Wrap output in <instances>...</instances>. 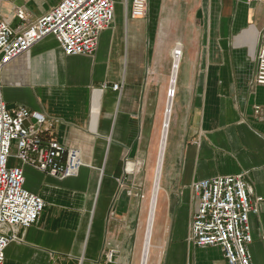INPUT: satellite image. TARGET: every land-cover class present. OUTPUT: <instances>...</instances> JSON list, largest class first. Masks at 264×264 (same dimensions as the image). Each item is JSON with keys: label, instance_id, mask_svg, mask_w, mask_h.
I'll use <instances>...</instances> for the list:
<instances>
[{"label": "crops", "instance_id": "crops-1", "mask_svg": "<svg viewBox=\"0 0 264 264\" xmlns=\"http://www.w3.org/2000/svg\"><path fill=\"white\" fill-rule=\"evenodd\" d=\"M60 1L0 2V21L18 25L17 7L35 21ZM113 2V25L92 56L68 57L48 37L3 72L8 109L45 115V138L79 150L83 163L77 177L60 179L24 166L13 146L9 166L23 167L25 188L46 207L36 225L20 230L23 242L7 249L6 264H105L111 251L115 264H142L140 199L148 205L165 120L161 102L167 105L178 49L147 264H227L221 247L189 241L199 203L192 184L241 173L252 201L261 199L250 216L249 248L253 264H264V86L256 82L264 0H148L143 19L131 18L133 0Z\"/></svg>", "mask_w": 264, "mask_h": 264}, {"label": "built area", "instance_id": "built-area-1", "mask_svg": "<svg viewBox=\"0 0 264 264\" xmlns=\"http://www.w3.org/2000/svg\"><path fill=\"white\" fill-rule=\"evenodd\" d=\"M147 11L148 0H133L131 18L143 19ZM15 17L16 26L0 21V264H6L11 245L23 242L20 230L36 225L46 207L40 196L25 188L23 167L9 166L13 146L24 166L60 179L77 177L83 167L79 150L45 138V115L23 106L8 109L3 72L48 37H54L68 57L92 56L101 34L113 25L115 7L113 0H61L35 21L29 20L23 7L15 9ZM256 82L264 86V42L257 55ZM122 88L121 84L113 86L116 92ZM192 190L199 203L190 222V243L197 248L221 247L227 264H253L250 216L259 213L261 199L252 201L246 174L199 180ZM114 258L111 251L105 264H115Z\"/></svg>", "mask_w": 264, "mask_h": 264}, {"label": "bare ground", "instance_id": "bare-ground-1", "mask_svg": "<svg viewBox=\"0 0 264 264\" xmlns=\"http://www.w3.org/2000/svg\"><path fill=\"white\" fill-rule=\"evenodd\" d=\"M181 58H182V51L178 49L175 52L174 67H173L174 69L172 72L171 85H170L171 94L167 102V107H166L167 110L165 112V120L162 129L161 141H160V151L158 154V160L155 169L150 199H149L148 219H147L146 231L144 234V250H143L142 264L148 263L150 249L152 245L157 202H158L159 192L161 190V180H162L166 150L168 145L169 130H170L171 118L173 114L174 101L176 97V84L178 79V71L180 67Z\"/></svg>", "mask_w": 264, "mask_h": 264}, {"label": "rangeland", "instance_id": "rangeland-1", "mask_svg": "<svg viewBox=\"0 0 264 264\" xmlns=\"http://www.w3.org/2000/svg\"><path fill=\"white\" fill-rule=\"evenodd\" d=\"M172 72V71H171ZM171 79V78H170ZM170 94H171V89H170V86H169V91H168V98L170 97ZM165 102H166V100L164 101V102H161V108H162V112H163V114H164V111L166 112V110H167V108H165ZM166 107H167V105H166ZM162 122H163V118H162ZM164 124V123H163ZM161 128H163V126L161 125V127H160V132H159V139H160V135H161ZM156 149H155V151H154V154H153V160H154V162H156V159H157V156H158V152H159V144L157 143L156 144ZM144 178V173H141V175H140V190H141V192H143L144 191V188H145V184H147V182L143 179ZM152 179H153V175H152V177H151ZM150 184L152 185V180H151V182H150ZM151 185H150V188H151ZM150 188H149V190H150ZM149 192V191H148ZM143 194V193H142ZM141 194V195H142ZM148 195V194H147ZM150 199V198H149ZM149 199H148V205H147V198L146 199H143L142 197H141V199H140V201H141V207L143 206L144 207V213H145V216H144V219H143V221H144V227H143V229H142V231H140V234H141V236H142V238L144 237V234H145V231H146V220L148 219V215H147V213H148V208H149ZM140 207V208H141Z\"/></svg>", "mask_w": 264, "mask_h": 264}]
</instances>
